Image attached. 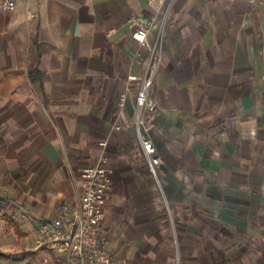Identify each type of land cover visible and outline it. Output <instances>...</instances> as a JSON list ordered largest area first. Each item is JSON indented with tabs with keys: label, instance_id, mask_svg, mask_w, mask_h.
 Returning a JSON list of instances; mask_svg holds the SVG:
<instances>
[{
	"label": "crops",
	"instance_id": "0c3cea01",
	"mask_svg": "<svg viewBox=\"0 0 264 264\" xmlns=\"http://www.w3.org/2000/svg\"><path fill=\"white\" fill-rule=\"evenodd\" d=\"M166 9L157 113L142 129L162 159L156 178L129 79L148 50L131 22L160 23ZM104 151L103 230L118 264H264V0L0 9V264L56 263L38 246L40 226L78 206Z\"/></svg>",
	"mask_w": 264,
	"mask_h": 264
},
{
	"label": "built area",
	"instance_id": "2783aa9c",
	"mask_svg": "<svg viewBox=\"0 0 264 264\" xmlns=\"http://www.w3.org/2000/svg\"><path fill=\"white\" fill-rule=\"evenodd\" d=\"M235 1V0H228ZM255 5L257 0H247ZM17 0H0V9L14 11ZM170 9H166L162 21L154 20L141 23L138 19L131 24L136 28L135 35L140 46L146 48L149 60L141 75H131L130 81L138 83L136 98V123L140 133L148 167L152 175L158 178L162 159L154 142L142 134V127L152 123L156 105L151 97V88L156 74L162 64L165 29L169 20ZM154 32L153 40L149 35ZM127 93H123L120 105L124 106ZM120 126H117L119 129ZM105 147L106 142H101ZM84 191L78 206L65 203L60 208V216L40 226L38 246L51 250L56 256L55 264H118L117 254L107 248L108 236L103 230L107 216V205L113 182V168L105 151L101 153L95 164L84 171Z\"/></svg>",
	"mask_w": 264,
	"mask_h": 264
},
{
	"label": "rangeland",
	"instance_id": "374dc122",
	"mask_svg": "<svg viewBox=\"0 0 264 264\" xmlns=\"http://www.w3.org/2000/svg\"><path fill=\"white\" fill-rule=\"evenodd\" d=\"M165 39V38H164ZM153 40V39H152ZM137 53H139L140 54V51H138ZM142 72L140 73V74H136V75H141L143 72H144V70H145V68H146V65H147V62H148V60H149V53L147 52V54H146V56H144L142 59ZM162 63H163V53H162ZM159 71V70H158ZM158 74V73H157ZM157 74H156V76H157ZM135 75V74H134ZM156 79V78H155ZM133 82V81H132ZM138 84V83H137ZM150 94H151V92H150ZM151 97H152V95H151ZM136 98H137V96H136ZM152 99H153V101L155 102V100H154V98L152 97ZM155 105H156V102H155ZM156 113H157V105H156V111H155V114H154V118H153V120L155 119V115H156ZM153 120H152V123H153ZM152 123H149V124H147V126L149 125H151ZM137 124V123H136ZM145 127H142V129H144ZM137 130H138V125H137ZM138 133H139V130H138ZM140 134V133H139ZM145 136V135H144Z\"/></svg>",
	"mask_w": 264,
	"mask_h": 264
}]
</instances>
